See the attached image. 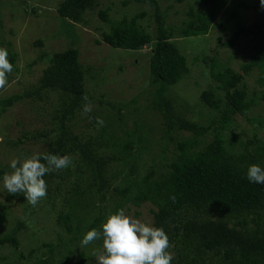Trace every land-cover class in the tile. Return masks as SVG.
<instances>
[{
    "label": "trees",
    "instance_id": "trees-1",
    "mask_svg": "<svg viewBox=\"0 0 264 264\" xmlns=\"http://www.w3.org/2000/svg\"><path fill=\"white\" fill-rule=\"evenodd\" d=\"M231 1L188 0L182 25L171 27L161 0H124V5L136 2L153 8L155 34L140 22L148 15L145 10L115 21L109 15L111 6L100 11L110 30L103 32L100 43L127 50L150 48L151 83L155 85L150 107L162 116L159 134L146 124H137L133 131L123 129L122 106L115 112L116 105L106 100L101 104L107 103L109 112L96 109L89 115L94 132L80 138L72 131L70 123L82 112L86 103L83 96H87V69L76 47L55 52L37 84L0 99V109L5 111L21 99L60 92L52 127L38 134L50 137L42 153L79 160L65 208L56 215L61 228L58 242L47 244L45 256L33 264H89L84 247L101 244L102 239L80 246L83 236L93 228L102 231L105 213L101 202L113 197L118 200L113 213L128 203L150 206V225L162 227L169 238L171 264H264V184L252 183L246 176L253 163L264 168V139L257 133L244 139L236 136L235 140L224 136L234 116H246L264 101V7L260 0H234L229 4ZM98 2L61 0L57 11L65 19L84 23L86 13ZM250 11L253 16L247 22ZM223 12L227 18L221 23L222 31L233 28L224 45L233 47L248 38L251 53L240 70L215 55L204 58L215 85L201 91L200 102L216 112L206 125L183 115L170 98V87L190 72L187 56L173 39L176 32L179 37L208 34ZM15 57L10 52L12 66ZM253 72L260 90L251 96L245 77ZM96 117L103 119L102 127ZM258 122L263 126L264 117ZM155 142L159 150L146 162L142 150ZM102 148L111 153L102 152ZM110 163L122 166L118 184L108 175ZM8 170L0 168V179ZM56 175L53 171L44 176L47 188ZM63 175L72 176L70 169L66 168ZM23 226L18 223L0 236V245L19 248L18 234Z\"/></svg>",
    "mask_w": 264,
    "mask_h": 264
},
{
    "label": "rangeland",
    "instance_id": "rangeland-1",
    "mask_svg": "<svg viewBox=\"0 0 264 264\" xmlns=\"http://www.w3.org/2000/svg\"><path fill=\"white\" fill-rule=\"evenodd\" d=\"M123 1L99 0L96 7L86 13L85 22L77 23L58 14L57 7L61 0H0V48L7 50L8 59L10 52L16 55L13 70L7 74L8 83L0 89V99L23 93L33 84H37L55 52L76 47L79 49L83 68L87 69L85 84L93 110L88 115L80 112L70 123L72 131L80 138L94 132L96 128L88 120L89 115L96 109L97 112H109L107 103L101 104V100H106L116 105L115 112L120 111L118 106H122L120 112L124 122L120 126L123 129L133 131L137 124H146L157 134L161 133L162 116L159 111L150 107L155 89V85L151 83L150 48L127 50L99 41L103 32L110 31L109 25L100 16V11L108 6L112 8L109 15L111 14L114 21L124 15L131 17L147 11L148 15L140 22L155 34L153 8L136 2L124 5ZM161 7L168 12L167 24L180 27L186 18L185 12L189 4L188 0H161ZM247 15L249 22L253 13L250 11ZM226 18L227 14L223 12L206 35L179 37L176 32L173 39L187 56L190 72L170 87V98L183 115L206 125L216 116V112L200 102L201 91L215 85L204 58L215 55L221 62L240 70L251 53L248 38L241 39L233 47L224 45L233 33L232 27L227 32L221 29V23ZM219 37L222 39L219 40ZM37 41H42V44H36ZM245 81L251 96L260 90L256 82V72L246 76ZM60 96L58 91H49L43 93L42 98H24L5 111L0 109V168L7 167L9 170L6 173L12 171L10 164L13 159H22L46 150L50 137L47 139L38 134L52 127V115L59 104ZM234 117L224 133L229 140H235L236 136L243 139L252 137L255 133L264 139V125L258 122L259 118L264 117V101H259L246 116ZM248 118L253 119L252 122ZM108 150L102 148V152L111 153ZM158 150V143H152L142 150L143 158L146 162L151 161L152 154ZM70 159L72 163L67 168L72 176L63 175L66 168L54 171L57 175L51 179L46 197L36 206L29 204L23 193H8L4 188L3 177L0 179V236L18 223L24 224L18 234L19 248L11 244L0 245V264H33L35 260L45 256L47 244L58 242L61 228L56 224V215L65 208V200L76 180L74 170L79 163V160L75 161L76 158ZM121 169L122 166L115 163L109 164L108 175L114 183H119L120 175H123ZM117 201L113 197L109 201L101 202L105 213L103 222L109 211L115 210ZM122 208L126 215L151 224L149 205L136 207L128 203ZM97 243L92 247H84L89 264H97L93 253L103 250L102 242ZM80 246L78 248L83 249Z\"/></svg>",
    "mask_w": 264,
    "mask_h": 264
},
{
    "label": "clouds",
    "instance_id": "clouds-1",
    "mask_svg": "<svg viewBox=\"0 0 264 264\" xmlns=\"http://www.w3.org/2000/svg\"><path fill=\"white\" fill-rule=\"evenodd\" d=\"M264 7V0H260ZM13 70L8 59V52L0 48V89L8 83L7 74ZM82 114L88 115L93 106L88 96H83ZM98 126L104 121L96 117ZM2 141V137H0ZM72 163L68 155L51 153H34L22 159L11 161L12 171L3 176L4 188L10 194L23 193L26 201L32 206L47 195L46 174L67 168ZM252 183L264 184V168L258 164L249 165L246 173ZM171 199L175 201V196ZM102 231L95 228L86 232L82 245L102 239V251H96L93 256L97 264H171L173 255L168 251L169 238L162 227H155L140 219L125 214L123 208L106 215L101 225Z\"/></svg>",
    "mask_w": 264,
    "mask_h": 264
}]
</instances>
